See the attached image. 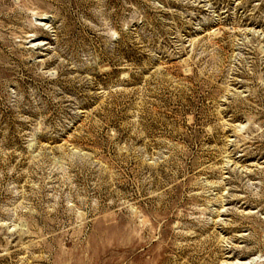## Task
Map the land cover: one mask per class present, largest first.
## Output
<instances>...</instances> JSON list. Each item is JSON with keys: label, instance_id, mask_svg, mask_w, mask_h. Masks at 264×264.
Wrapping results in <instances>:
<instances>
[{"label": "rangeland", "instance_id": "rangeland-1", "mask_svg": "<svg viewBox=\"0 0 264 264\" xmlns=\"http://www.w3.org/2000/svg\"><path fill=\"white\" fill-rule=\"evenodd\" d=\"M264 264V0H0V264Z\"/></svg>", "mask_w": 264, "mask_h": 264}, {"label": "bare ground", "instance_id": "bare-ground-1", "mask_svg": "<svg viewBox=\"0 0 264 264\" xmlns=\"http://www.w3.org/2000/svg\"><path fill=\"white\" fill-rule=\"evenodd\" d=\"M255 259H249L247 261H241V260H238V259H234L232 261H228V264H254L255 263Z\"/></svg>", "mask_w": 264, "mask_h": 264}]
</instances>
